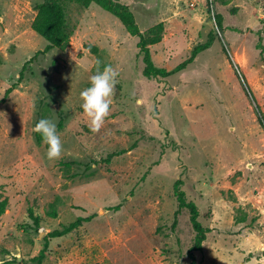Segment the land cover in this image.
<instances>
[{
    "label": "rangeland",
    "instance_id": "rangeland-1",
    "mask_svg": "<svg viewBox=\"0 0 264 264\" xmlns=\"http://www.w3.org/2000/svg\"><path fill=\"white\" fill-rule=\"evenodd\" d=\"M47 1L0 0V100L16 84L0 103V264H36L43 237L78 217L89 221L50 239L43 264H189L194 232L175 181L208 231L196 264H264V0H118L157 68L212 33L163 79L142 75L138 38L94 4L59 0L69 42L34 57L46 41L31 25ZM97 60L119 76L93 132L80 92ZM41 118L57 125L59 158L34 131Z\"/></svg>",
    "mask_w": 264,
    "mask_h": 264
},
{
    "label": "trees",
    "instance_id": "trees-1",
    "mask_svg": "<svg viewBox=\"0 0 264 264\" xmlns=\"http://www.w3.org/2000/svg\"><path fill=\"white\" fill-rule=\"evenodd\" d=\"M75 2L83 7H88L91 4L99 6L104 11L108 12L115 18H117L122 26L131 34L138 38L137 48L142 55V62L144 68L142 70V75L146 78H167L173 74H176L184 70L200 53L207 50L211 46L212 33L209 39L203 43L195 46L191 52L188 60L180 63L174 69L167 71L162 68H157L152 62L150 50L147 46L148 40L145 39L144 35L139 31L138 26L134 20V16L128 7L121 4L118 0H69ZM217 28L221 27L220 16L216 17ZM32 30L42 37L46 41L44 49L37 52L34 57L38 54H45L50 50L55 48L63 49L67 46L70 39V31L66 25L65 11L63 4L59 0L47 1L40 3L36 6V15L31 25ZM264 51L263 49H261ZM33 59V58H32ZM31 60V59H30ZM30 60L28 62H30ZM24 67L22 68L18 80H22ZM16 84H13L8 88L0 103H3L9 94L14 90ZM111 156H109L110 158ZM108 161V160H107ZM68 166V164H65ZM180 182L175 181L173 185V194L175 196L178 210H186L189 215V221L194 232L193 245L189 249L188 258L190 259L189 264H196L195 257L193 255L196 251L202 250V244L206 239L207 229H205L198 221L199 212L196 205L193 202L187 201L183 191L180 189ZM5 202H0V214L4 212ZM52 218L56 217L55 211L49 213ZM28 218L32 221L33 226L39 229L40 219L38 216L34 215L32 210L28 211ZM89 221V218L78 217L75 221L69 223L67 226H63L59 230H53L47 233L43 237V246L39 254L33 258L36 264H43V260L47 255L48 245L50 239L60 238L65 236L72 231L76 230L83 223Z\"/></svg>",
    "mask_w": 264,
    "mask_h": 264
},
{
    "label": "clouds",
    "instance_id": "clouds-1",
    "mask_svg": "<svg viewBox=\"0 0 264 264\" xmlns=\"http://www.w3.org/2000/svg\"><path fill=\"white\" fill-rule=\"evenodd\" d=\"M100 64L101 62L97 60L95 74L90 76L89 85L80 92L81 108L87 116L89 127L93 132L98 131L109 116L119 76L118 71L111 65L101 68ZM34 131L40 134L42 142L48 146V158H59L62 152V143L56 123L48 118H41L35 123Z\"/></svg>",
    "mask_w": 264,
    "mask_h": 264
}]
</instances>
